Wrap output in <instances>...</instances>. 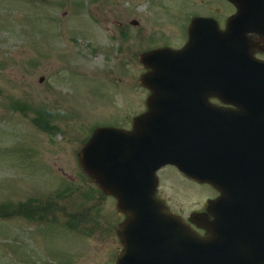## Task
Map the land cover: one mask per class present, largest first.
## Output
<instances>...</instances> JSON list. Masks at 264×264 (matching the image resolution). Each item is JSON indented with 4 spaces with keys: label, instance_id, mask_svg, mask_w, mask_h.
Masks as SVG:
<instances>
[{
    "label": "rangeland",
    "instance_id": "374dc122",
    "mask_svg": "<svg viewBox=\"0 0 264 264\" xmlns=\"http://www.w3.org/2000/svg\"><path fill=\"white\" fill-rule=\"evenodd\" d=\"M222 5L0 0V264H114L122 213L78 153L95 127H131L146 108L140 54L181 46L194 12L224 17ZM158 175V193L185 216L216 193L173 166Z\"/></svg>",
    "mask_w": 264,
    "mask_h": 264
},
{
    "label": "water",
    "instance_id": "95a60500",
    "mask_svg": "<svg viewBox=\"0 0 264 264\" xmlns=\"http://www.w3.org/2000/svg\"><path fill=\"white\" fill-rule=\"evenodd\" d=\"M210 20L193 19L183 48L142 55L152 67L142 78L153 90L149 110L132 132L97 129L80 153L85 170L127 214L118 226L124 248L116 264H264V63L246 27L232 19L222 30ZM213 95L236 108L203 102ZM182 99L179 111L203 115L195 118L206 129L161 119L156 102L177 106ZM168 162L222 191L209 206L219 209L214 219L205 220L211 235L155 205L156 169Z\"/></svg>",
    "mask_w": 264,
    "mask_h": 264
},
{
    "label": "flooded vegetation",
    "instance_id": "af4514ba",
    "mask_svg": "<svg viewBox=\"0 0 264 264\" xmlns=\"http://www.w3.org/2000/svg\"><path fill=\"white\" fill-rule=\"evenodd\" d=\"M224 17L213 13H204L203 10L196 14L213 16L219 20L221 27L226 28L231 19H235L239 26L250 28L248 35L259 42L256 48V56L264 59V0H223ZM133 24V21H131ZM136 24V26H138ZM254 28V29H253ZM221 103L217 99H211ZM204 211V209H200ZM197 226V224L195 225ZM202 233L205 230L200 229Z\"/></svg>",
    "mask_w": 264,
    "mask_h": 264
}]
</instances>
